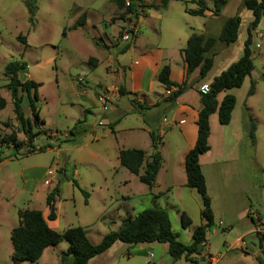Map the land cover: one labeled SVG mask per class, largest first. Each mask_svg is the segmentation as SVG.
I'll return each mask as SVG.
<instances>
[{"label":"rangeland","instance_id":"obj_1","mask_svg":"<svg viewBox=\"0 0 264 264\" xmlns=\"http://www.w3.org/2000/svg\"><path fill=\"white\" fill-rule=\"evenodd\" d=\"M196 1L167 0L164 4L163 0H131L136 6L129 12L114 0H36L31 21L26 0H0V100L4 101L0 106L4 157L0 162V264H34L12 260L4 243L10 241L11 227L18 224L19 210L36 209L47 215L43 187L52 189L57 183V220L49 224L58 232L81 226L89 241L98 243L116 230L123 218L156 207L167 211L176 239L191 242L194 228L204 223L198 192L185 186L177 202L147 193V187L119 164L116 152L118 148L150 152L149 136L134 127L141 125V113L146 111L139 103L163 93L156 77L144 70L153 65L156 49L160 48L178 70L182 65L178 51L191 32L217 37L224 20L237 14L241 23L236 41H217L208 52L215 54L213 66L203 79L197 77L193 88L211 82L240 56L252 19L243 0H226L218 16L209 11L205 16L187 13L186 8L198 7ZM204 1L212 7L213 0ZM82 13L84 24L70 29ZM18 36L24 37L26 44ZM127 43L130 48L121 53ZM251 50V75L240 87L227 91L237 96L238 108L225 127V152L216 154L215 164L204 166L214 223L206 230V251L193 256L199 264H259L256 256L264 264V15L253 32ZM13 59L27 62V71L18 74L20 79L42 84L37 104L44 123L34 128L39 133L31 149L13 111L3 72ZM132 78L134 93L120 95L119 86L127 90ZM147 84L150 87L145 89ZM251 84L256 93L246 101ZM18 95L24 116L30 118L25 93L18 91ZM250 118L256 125L254 141L249 135ZM12 133L16 141L26 143L19 150L8 140L1 142ZM41 167L47 169L38 180ZM25 168L34 172L26 187ZM127 177L131 183L123 185ZM71 179L89 193L87 203ZM127 193L130 198H122ZM182 209L191 222L186 228L180 223ZM143 245L118 242L93 264H190L184 257L173 260L164 243ZM66 247L65 240L49 246L37 264H68L60 260Z\"/></svg>","mask_w":264,"mask_h":264},{"label":"trees","instance_id":"obj_2","mask_svg":"<svg viewBox=\"0 0 264 264\" xmlns=\"http://www.w3.org/2000/svg\"><path fill=\"white\" fill-rule=\"evenodd\" d=\"M118 7H125L126 11L132 12L135 2L125 5V0H114ZM167 0H163L166 4ZM198 7L194 9L186 8V12L194 16H205L209 11L212 16L220 15L222 6L226 0H213L210 8L204 0L196 1ZM244 6L251 11L252 19L246 30V38L243 43L241 56L232 62L226 69L220 72L208 85L206 92L198 90L201 108L197 117V138L194 146L186 153L184 158V168L186 173V186L194 188L201 199V216L204 223L194 228L191 235V242L184 244L176 239L172 231L171 221L165 209L156 207H146L133 216H127L122 219L121 225L113 231L105 234L98 243H92L86 236L81 226L68 227L62 232L51 228L47 220L54 221L56 215V198L60 192L57 183L46 195L45 205L48 209L46 216L40 210L23 209L18 211V224L10 232V240L13 246L11 259L14 261H30L37 264L43 250L52 245H56L65 240L67 247L60 252V260L68 261V264H88L89 260L96 255L105 252L116 241L137 245L142 243L159 242L167 244V252L173 260L181 257L190 264H199L193 256L200 255L206 246V230L214 223L213 211L211 209V200L207 193L205 177L202 173L199 156L210 149L208 136L210 133L209 117L212 113L217 112L218 121L222 125L229 123L232 110L236 103V97L231 93H226L218 103L216 95L221 91H228L238 88L242 85L244 79L251 75L254 68L252 60L251 44L253 32L258 27L262 16L264 15V0H243ZM26 5L33 21V15L36 10V0H26ZM135 10V9H134ZM85 22V13H82L76 21L69 27L76 29ZM241 19L239 15L227 17L222 25L217 37L207 35L202 32H191L186 40L185 46L180 49V54L186 64L185 78L181 82L170 79V66L164 64L159 69L156 79L164 87L170 90L165 97L167 101H173L188 88V76L198 70L199 79L204 78L211 69L214 61V55H208V52L214 48L217 41L230 44L236 41L240 27ZM65 33V30L63 34ZM23 44H26L25 38L18 36ZM131 44L127 43L121 49V53L126 52ZM28 65L25 60L13 59L6 63L4 75L8 78L7 88L10 90L13 99V111L20 124V128L26 137L27 144L31 149L35 135L39 133L34 130L44 121L40 117V108L37 104L38 88L42 85L33 79H20L18 74L27 71ZM18 91L25 93L27 105L30 109L31 117H25L21 110V96ZM120 95H126L129 92L119 86ZM253 93V84L248 95ZM4 101L0 100V106ZM141 108H147L144 104L139 103ZM256 129L255 122L250 118V138L254 141V132ZM73 134V133H72ZM149 137L151 142V153L149 155L141 148L120 149L118 158L121 166L129 172L136 175L138 180L151 189L155 182L156 176L162 163V155L159 151V136L157 130H150ZM9 141L13 144L15 150L22 148L23 141H16V136L12 133L9 136H3L1 142ZM47 145L46 147H48ZM4 160L0 150V162ZM64 178H67L64 174ZM72 184L76 186L85 197V203L89 193L71 179ZM180 223L182 228L190 225V219L184 211L179 212ZM259 264H263L259 256L255 257Z\"/></svg>","mask_w":264,"mask_h":264},{"label":"crops","instance_id":"obj_3","mask_svg":"<svg viewBox=\"0 0 264 264\" xmlns=\"http://www.w3.org/2000/svg\"><path fill=\"white\" fill-rule=\"evenodd\" d=\"M180 49L178 51V54L182 60V65L180 69L174 70L171 62L169 61V57L163 54V51H161V49L158 48L152 55L153 62H154L153 65L151 66L149 65L148 67L144 68V70H146L145 73L147 72V74H149L150 76L156 77L161 66L164 64H168L170 66V79L176 82L183 81L185 78V74H186V64L184 63L182 59V56L180 54ZM240 56H238V58ZM173 74H176L177 76L174 77ZM192 74H194L193 79H191ZM198 76H199L198 70H195L194 72H192L188 76V88L173 101L165 100V97L169 94L170 90L164 89V87L159 83L163 87V93L160 94L158 98L146 99L145 97L147 102L145 103L140 102L142 104L144 103L145 104L144 106L147 108H144V110L146 111L141 113L142 118H143L141 120V125H137L134 127L136 130L139 129V130L144 131L148 136H149L150 130H157L158 136H159V147H160L159 151L162 155V163L157 173L156 182L154 186L151 189H148V187L145 184L144 185L147 187V190H148L147 193H153V194L157 193L158 195H164L166 196V198H168L172 202L178 201L177 197H178L179 191L183 187L186 186V173H185V168H184V158H185L186 153L194 146L196 138H197L196 121L198 117V112L201 108L198 90L201 91V90L207 89L210 83V82L208 84L202 83L200 85L195 86V88H193V83H195L194 85H196V83H198L199 81L197 79ZM146 87L149 88L150 84L144 85L145 89ZM135 89H136L135 82H134V79L132 78V81L130 82V86L127 87V91H129L130 93L131 92L134 93ZM226 93H229V92L221 91L216 95V99L218 103L221 102V100L223 99ZM255 93H256V89L254 90L252 95H249L246 97V101L249 100V98L252 97ZM235 97H236V103L232 110L231 118L228 124H230V122L234 118L235 112H237L236 108H238L237 107L238 100H237L236 95ZM238 110H240L241 112L242 107H240ZM228 124L226 125L220 124V122L218 121L217 112L212 113L209 117L210 133L208 136V143L210 145V149L207 152L199 156V163H200V167H201L204 177H205L204 166H207L208 164H215L216 160L214 158L216 157V154L222 155L225 152V147H226L225 127ZM245 124L246 123H244V125ZM134 128L130 127V130H134ZM120 149H123V148H118L116 152L118 162H119L118 154H119ZM150 153H151V149H150V152L146 154L149 155ZM46 169L47 168L45 167H41L42 171H40L37 175L38 180L44 177ZM24 172L25 173H22V177L24 180V186L26 187L29 181V178L33 175L34 172L32 168H25ZM64 172H65V168H64ZM133 176H135L138 180V177L136 175L133 174ZM58 181L59 180H57V182ZM205 181H207L206 177H205ZM130 183H131V177H127L126 179L122 180L123 185H130ZM43 189H45L46 195L51 190V188L47 186L43 187ZM130 196L131 195L127 193L123 195L122 198L127 199V198H130ZM57 199L58 197L56 198V200ZM180 211L186 212L184 209ZM42 214L44 215V213ZM55 220H57V218ZM50 222L51 221L47 220L48 225L51 228H53L52 226L53 224L50 225L49 224ZM13 227H11L10 232ZM118 242L120 241H116L105 252L91 258L88 264H93L94 262L99 261V259L104 258L110 252V250L118 244ZM152 243H155V242H152ZM152 243H142V247H144L143 244H152ZM4 247L7 249L8 254H10L11 256L13 252V246H12L11 240L8 242H5ZM48 247H46L43 250V253L47 250ZM145 247H151V245H146Z\"/></svg>","mask_w":264,"mask_h":264},{"label":"built area","instance_id":"obj_4","mask_svg":"<svg viewBox=\"0 0 264 264\" xmlns=\"http://www.w3.org/2000/svg\"><path fill=\"white\" fill-rule=\"evenodd\" d=\"M130 3H131V0H125V5L126 6L130 5ZM207 90H208V88L204 89V90H201V91L206 92ZM47 183H48V181H47Z\"/></svg>","mask_w":264,"mask_h":264}]
</instances>
